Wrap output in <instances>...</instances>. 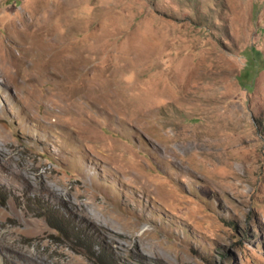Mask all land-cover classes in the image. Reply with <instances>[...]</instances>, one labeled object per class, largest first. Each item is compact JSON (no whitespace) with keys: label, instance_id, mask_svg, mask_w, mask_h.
I'll return each mask as SVG.
<instances>
[{"label":"rangeland","instance_id":"obj_1","mask_svg":"<svg viewBox=\"0 0 264 264\" xmlns=\"http://www.w3.org/2000/svg\"><path fill=\"white\" fill-rule=\"evenodd\" d=\"M20 34L0 264H264V0H0Z\"/></svg>","mask_w":264,"mask_h":264},{"label":"bare ground","instance_id":"obj_2","mask_svg":"<svg viewBox=\"0 0 264 264\" xmlns=\"http://www.w3.org/2000/svg\"><path fill=\"white\" fill-rule=\"evenodd\" d=\"M22 30V34L24 32V28H21ZM24 35V34H23ZM23 35H19V36H12L13 40L17 42L19 51L14 55L11 53L7 54V50H3L0 46V74L2 75V77L4 78H11V72L12 69H16V68H21L24 62V58L26 55H28V47H27V43H26V37ZM23 36V37H20ZM29 40V39H28ZM31 42V41H30ZM33 42V41H32ZM57 46V45H56ZM74 48V47H73ZM72 49V48H71ZM69 48V50H71ZM64 50V49H62ZM67 50V47H66ZM76 51V50H75ZM60 52V50H59ZM65 52V51H64ZM58 53V52H57ZM62 53V52H60ZM69 53V52H68ZM76 53V52H74ZM73 53V54H74ZM55 55V54H54ZM57 55V54H56ZM60 55V54H59ZM57 55V56H59ZM64 55V54H63ZM67 56V55H66ZM66 56H62L64 58V60L68 59V61L70 60V56L67 58ZM61 58V56H59ZM58 57V58H59ZM66 57V59H65ZM57 58V59H58ZM60 60V59H59ZM9 81V80H8ZM78 93H85V91H78ZM67 132H71L74 131L77 134V137L82 140V139H86V137H89L90 132H88L85 129H81V128H67L66 129ZM73 133V132H72ZM86 136H85V134ZM89 133V134H88ZM71 134V133H70ZM84 134V135H83ZM72 135V134H71ZM74 135V134H73ZM72 135V136H73ZM75 136V135H74ZM7 139H5V135L4 132L1 130L0 128V162L4 165V167L10 171V173L14 176H20L22 177L28 184L33 186V179L30 176L29 173L22 171L19 168H15L11 166V155L4 149V145L3 143L6 142ZM74 141V140H73ZM72 141V142H73ZM76 141V140H75ZM39 185L44 188L46 191L50 192L51 194H54L56 196H63L64 193H62V189H59L57 187H55V184H52L46 180H44L43 178L39 177ZM103 207V206H102ZM112 213L111 211H108V213Z\"/></svg>","mask_w":264,"mask_h":264},{"label":"trees","instance_id":"obj_3","mask_svg":"<svg viewBox=\"0 0 264 264\" xmlns=\"http://www.w3.org/2000/svg\"><path fill=\"white\" fill-rule=\"evenodd\" d=\"M246 73H248V72H247V71H246V72H243V76H244Z\"/></svg>","mask_w":264,"mask_h":264}]
</instances>
